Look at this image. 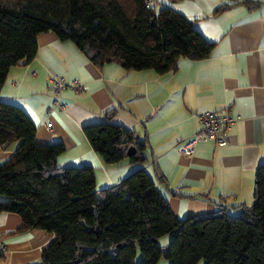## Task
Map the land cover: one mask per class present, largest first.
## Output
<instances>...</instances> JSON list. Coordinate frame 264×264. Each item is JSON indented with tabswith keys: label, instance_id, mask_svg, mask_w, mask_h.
<instances>
[{
	"label": "trees",
	"instance_id": "1",
	"mask_svg": "<svg viewBox=\"0 0 264 264\" xmlns=\"http://www.w3.org/2000/svg\"><path fill=\"white\" fill-rule=\"evenodd\" d=\"M241 2L249 9L260 4ZM49 31L73 41L97 66L160 74L175 71L182 58H208L216 45L173 7L146 0H0V92L10 69L31 61L38 35ZM85 133L106 163L147 161L146 142L135 131L106 121ZM36 134L25 111L0 95V144L16 143L0 164V213L20 215L17 232L55 234L40 264H158L165 235L172 237L165 254L171 264H264V164L253 201L237 205V214L219 207L179 219L145 169L98 191L93 167L60 166L63 143L41 144Z\"/></svg>",
	"mask_w": 264,
	"mask_h": 264
},
{
	"label": "crops",
	"instance_id": "2",
	"mask_svg": "<svg viewBox=\"0 0 264 264\" xmlns=\"http://www.w3.org/2000/svg\"><path fill=\"white\" fill-rule=\"evenodd\" d=\"M241 1L156 0L155 7H173L216 43L208 58H182L175 71L163 74L126 70L116 63L97 66L73 41L42 32L35 57L10 69L1 98L25 111L37 127V142L63 143L60 166L93 167L98 191L143 168L179 219L219 207L237 214V205L253 201L256 174L264 164V0L252 9ZM51 75L87 88L66 87L59 109L53 104ZM207 111L235 119L227 128L228 143L200 142L187 155L177 145L200 130L199 116ZM106 121L135 131L146 142L144 164L128 158L106 163L99 156L85 127ZM15 149L16 143L0 144V164ZM21 225L20 215L0 213V264H40L43 250L56 237L37 228L17 232ZM171 239L161 237L160 245L170 247ZM165 254L158 264H171Z\"/></svg>",
	"mask_w": 264,
	"mask_h": 264
},
{
	"label": "built area",
	"instance_id": "3",
	"mask_svg": "<svg viewBox=\"0 0 264 264\" xmlns=\"http://www.w3.org/2000/svg\"><path fill=\"white\" fill-rule=\"evenodd\" d=\"M156 0H146L147 6L155 5ZM51 85L53 104L55 107L62 109L63 103L61 102V95L66 87L75 89L76 91L83 92L86 90V85L80 83L77 80L67 82L62 76L51 75L49 77ZM201 128L198 132L193 134L188 139H185L178 143L177 147L180 151L187 155H193L196 151V147L200 142L213 141L217 145H226L227 139V128L235 121V119L229 115H219L215 111H207L199 116ZM44 125L47 129L51 130L49 122H45ZM0 251L4 252V244L0 240Z\"/></svg>",
	"mask_w": 264,
	"mask_h": 264
},
{
	"label": "water",
	"instance_id": "4",
	"mask_svg": "<svg viewBox=\"0 0 264 264\" xmlns=\"http://www.w3.org/2000/svg\"><path fill=\"white\" fill-rule=\"evenodd\" d=\"M133 151H134V149H133V148H132V149L130 148L128 152H129V154H130V153L133 152ZM169 250H170V247H162V251H163L164 253L167 252V251H169Z\"/></svg>",
	"mask_w": 264,
	"mask_h": 264
},
{
	"label": "rangeland",
	"instance_id": "5",
	"mask_svg": "<svg viewBox=\"0 0 264 264\" xmlns=\"http://www.w3.org/2000/svg\"><path fill=\"white\" fill-rule=\"evenodd\" d=\"M231 214H235V213H233V211H231ZM169 236H171V235H169Z\"/></svg>",
	"mask_w": 264,
	"mask_h": 264
}]
</instances>
